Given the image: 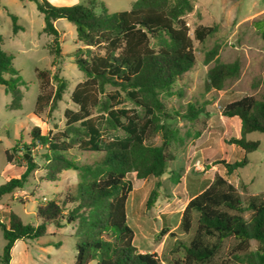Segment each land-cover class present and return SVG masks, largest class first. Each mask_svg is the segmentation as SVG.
Returning a JSON list of instances; mask_svg holds the SVG:
<instances>
[{
	"label": "trees",
	"instance_id": "16d2710c",
	"mask_svg": "<svg viewBox=\"0 0 264 264\" xmlns=\"http://www.w3.org/2000/svg\"><path fill=\"white\" fill-rule=\"evenodd\" d=\"M32 1L44 15L42 33L53 37L57 58L62 51L55 23L65 19L75 26L81 47L74 52V59L86 77L71 94L78 109L65 110V129L42 135L34 128L33 139L45 148L49 180H60L61 173L68 170L80 172L83 180L76 192L68 193L64 200L55 195L39 204L36 223H25L13 210L7 213V221L0 214V230L6 241L0 264H11L17 241L40 239L50 225L62 228L72 224L77 225L78 234L74 264L95 260L97 264H164L156 254L140 253L134 244L135 234L127 214L133 185L127 176L134 174L142 180L165 175L172 160L168 149L180 140L179 132L168 124L173 119L160 97L173 95L178 81L196 63L194 39L186 20L194 10L193 0H137L131 10L114 13L99 0L65 6H55L48 0ZM10 16L17 34L22 26L16 15ZM215 31L214 26L200 25L194 35L204 42ZM262 36L264 39V29ZM3 42L0 35V84L11 95L9 109L20 110L25 83L14 66L13 56L1 49ZM217 56L215 48L208 53L206 64ZM240 69L238 59L232 63L216 59L208 71L207 90H222ZM36 73L41 92L34 115L39 116L47 108L57 109L67 86L55 75L54 88L47 71L37 69ZM108 87L114 90L108 91ZM127 100L141 107L144 115L136 108L124 106ZM201 112V108L191 105L185 118L196 120ZM223 115L241 121V137L230 139L228 144L246 154L260 147L259 141L247 140L246 136L254 132L264 134V96H245L234 101L226 105ZM156 134H162V144H148L147 140ZM24 147L26 169L20 177H11L0 185V202L4 196L23 189L37 167L32 157L27 159L28 146ZM74 149L103 153L104 159L96 166L80 165L69 156ZM6 155L8 163L13 164L11 151L7 150ZM222 162L231 174L247 166L249 160L244 157L234 163ZM157 197L153 191L148 208L154 206ZM68 206L72 207L67 209ZM195 215L193 238L185 247L183 260L175 264H207L218 253L220 243L228 238L237 241L235 259L264 264V192L243 197L233 185L217 177L188 202L180 221L181 231H192ZM253 241L258 243L254 251L250 250Z\"/></svg>",
	"mask_w": 264,
	"mask_h": 264
},
{
	"label": "rangeland",
	"instance_id": "374dc122",
	"mask_svg": "<svg viewBox=\"0 0 264 264\" xmlns=\"http://www.w3.org/2000/svg\"><path fill=\"white\" fill-rule=\"evenodd\" d=\"M55 6L87 4L89 0H48ZM109 12L131 10L137 0H99ZM194 10L186 20L190 35L194 39L196 63L176 84L174 94L161 96L166 112L173 120L168 124L179 132V142L172 143L168 154L172 157L167 173L160 178L150 177L139 180L129 174L133 185L127 201L128 223L135 234L134 244L143 254H156L164 264H175L185 255V247L190 244L196 226L197 215L190 233L180 230L183 211L191 198L211 185L217 177H222L233 185L243 197L264 192V134L250 133L247 140L259 141L260 147L251 153L228 144L234 137H241V121L238 117L223 115L226 105L245 96L262 99L264 96V0H193ZM18 17L22 26L17 34L13 30V20ZM60 32L59 48L61 56L53 52L56 46L53 37L42 33L44 15L32 0H0V35L4 42L2 50L13 56V63L25 83L22 87L24 99L22 109L10 110L11 95L0 84V185L11 177H20L26 169L22 151L37 163L23 189L6 195L0 202L2 220L7 221V213L13 210L25 223H36V209L45 200L58 195L64 200L68 193L74 194L83 180L80 172L63 171L60 180L48 178L44 155L45 148L34 139L32 131L39 129L42 135L56 133L66 127L64 112L77 110L71 101L76 85L83 81L85 74L78 68L74 52L81 47L77 40L75 26L65 19L55 23ZM214 26L216 31L204 42H199L194 30L200 26ZM218 48L217 60L232 63L239 60V74L226 81L220 91H208L206 81L208 71L216 59L206 64L209 52ZM49 73L52 87L53 78L58 76L66 82V91L56 110L47 108L39 116L34 115L36 100L41 92L36 70ZM114 88L108 87V91ZM202 109L193 121L185 118L189 107ZM136 108L143 116L144 110L132 101L124 104ZM123 135L122 132H117ZM162 134L151 136L147 143L161 145ZM12 153L13 164H9L6 151ZM80 165L96 166L104 159L103 153L82 152L74 149L69 154ZM247 157L249 163L229 174L225 164L234 163ZM179 179V182H175ZM153 191L158 194L153 207L148 208V199ZM72 206H68L70 209ZM248 216V214L246 215ZM216 242V240H213ZM6 241L0 230V255ZM77 225L57 228L50 225L47 234L34 240L17 241L12 250L11 264H74L77 254ZM237 241L233 238L220 243L216 256L207 264H249L245 259L237 260ZM258 243L251 242L254 251ZM240 258H243L241 255ZM90 264H97L93 261Z\"/></svg>",
	"mask_w": 264,
	"mask_h": 264
},
{
	"label": "water",
	"instance_id": "95a60500",
	"mask_svg": "<svg viewBox=\"0 0 264 264\" xmlns=\"http://www.w3.org/2000/svg\"><path fill=\"white\" fill-rule=\"evenodd\" d=\"M26 157L28 158V155Z\"/></svg>",
	"mask_w": 264,
	"mask_h": 264
},
{
	"label": "crops",
	"instance_id": "0c3cea01",
	"mask_svg": "<svg viewBox=\"0 0 264 264\" xmlns=\"http://www.w3.org/2000/svg\"><path fill=\"white\" fill-rule=\"evenodd\" d=\"M57 23V22H56Z\"/></svg>",
	"mask_w": 264,
	"mask_h": 264
}]
</instances>
